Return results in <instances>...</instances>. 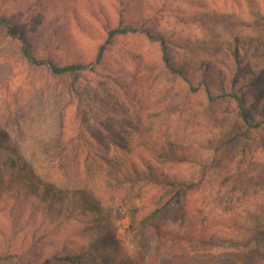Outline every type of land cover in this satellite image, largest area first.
Here are the masks:
<instances>
[{"label":"rangeland","instance_id":"374dc122","mask_svg":"<svg viewBox=\"0 0 264 264\" xmlns=\"http://www.w3.org/2000/svg\"><path fill=\"white\" fill-rule=\"evenodd\" d=\"M125 7L117 0H0V171L9 175L11 161L25 160L39 193L26 195L18 178L0 196V264H55L47 261L90 243L98 248L89 264H222L245 242L254 245L251 235L264 225V134L244 131L234 103L211 106L202 91L189 90L196 81L176 77L160 62L162 51L178 63L203 59L201 70L209 61L217 91L222 81L229 87L233 75L249 74L243 54L262 74L264 52L254 55L260 41L252 24L264 22V0H130ZM213 13L249 27L219 24L210 20ZM122 15L138 33L113 38L100 54ZM20 39L36 61L86 66L78 94L71 77L30 63ZM60 118L62 155L55 143ZM88 128L108 141L98 156L111 157L109 166H84L77 133ZM169 143L186 159L163 168L201 190L183 211H164L156 226L132 233L128 203L108 186V175L131 162L141 166L140 158L152 161L149 153ZM47 187L54 196L41 201ZM81 191L95 197L100 212L66 219L68 207L83 203Z\"/></svg>","mask_w":264,"mask_h":264},{"label":"trees","instance_id":"16d2710c","mask_svg":"<svg viewBox=\"0 0 264 264\" xmlns=\"http://www.w3.org/2000/svg\"><path fill=\"white\" fill-rule=\"evenodd\" d=\"M130 0H117L122 10L127 7L125 5ZM134 6V4H133ZM121 12V11H120ZM123 12V11H122ZM210 20L223 25H229L231 27L238 26L249 27V25L244 22L234 20L231 18L230 14L213 13L208 15ZM122 21L116 27H110L107 32V41H104V46L100 47V54L105 51V48L113 43L112 40L118 36H124L127 34L138 33L139 27L132 23V21H125L122 15ZM0 25L4 26L2 20H0ZM253 34L257 38L259 45L255 49L254 55H260L259 53L264 52V22L259 21L252 24ZM164 39L163 37H160ZM22 44L23 56L32 64H38L46 67L47 71L54 76H69L72 79L71 86L73 91L78 94L76 87V82L80 74L86 69V66L81 63H70L65 65H59L51 60L46 61H36L29 53L26 42L24 39H20ZM162 46H165V41L160 42ZM236 47L232 48L231 52L234 57H237ZM163 56L160 62L162 63L164 69H166L171 74H174L178 78H191L192 81L196 83H188L189 90L193 93L203 92L205 99L211 106L217 105L220 102L228 101L236 105L237 118L241 127L244 131H256L264 134V69H262V74L260 72L253 71L250 62L246 55L243 54V66L250 67L247 72L248 75H244L240 79H236L233 75L229 83V87L225 86V81H222L221 86L219 85V90H216L219 81H216L215 69L209 65V61L205 64V68L199 67L200 63L205 60L201 59L200 63L195 65L193 63L188 64L186 62H175L170 59V57L164 51H162ZM92 68L89 71H93ZM245 70V69H244ZM252 70V71H251ZM195 73L199 74L200 77H195ZM193 84H196L195 87ZM240 84V85H238ZM251 97V103H249V98ZM259 106H263L259 109ZM83 124V123H82ZM81 124V125H82ZM60 133L56 139V151L58 155H62L65 152V141L63 139V118H60ZM108 128V127H107ZM109 130V128H108ZM107 130V131H108ZM106 131V132H107ZM94 136L90 133V129L85 131L80 130L77 133V140L81 148L84 149L83 153V164L88 169L92 165H97L99 167L109 166L112 158L110 157H99L98 151L107 150L109 145L108 141H100L95 136L92 139L88 137ZM94 140V141H93ZM112 144H118L113 141ZM122 146V145H120ZM2 149H6L4 145ZM149 156L152 161H146L140 158L141 166H137L134 163H128L122 168H117L113 170L112 173L108 175V186L112 187L113 190L119 191L120 199L128 203V208L126 210L128 219V230L130 232H141L150 227L156 226L159 223L161 214L164 211L178 209L183 211L184 207L187 206L190 196L194 192H199L201 187H198L195 183L187 182L185 179H178L174 175L167 172L163 166L165 164H177L185 161V153L176 149L172 144H168L158 150V153L151 151ZM186 157V156H185ZM61 158V157H59ZM19 159V158H17ZM64 159V158H63ZM101 161V164L98 162ZM16 161H11V168L14 170L9 175H5L3 171H0V196L7 194L9 190L13 189L15 186V181L18 179V187L24 189L26 195H34L37 197L39 195L35 185V180L38 178L32 175V177H27L29 171L32 173V165L27 163L25 160L23 163H18ZM24 184H27L24 186ZM47 195L54 196L50 192L49 187L43 191L42 196L39 198L43 201V198ZM83 203L75 204L66 210V219L76 220L77 215H81L86 212L87 215L94 213L95 211L100 212L99 205L96 203L95 197L89 192L81 191L79 196ZM142 201L147 202V209L140 206ZM53 205V204H51ZM53 207V206H51ZM50 207V209H52ZM196 217H201L202 211L198 208L190 209ZM60 215L56 214L52 216L54 221L59 220ZM205 218L201 224L205 223ZM109 230V229H108ZM107 230V231H108ZM250 238V237H249ZM251 238L255 241L254 245H248L246 242L238 249L235 253L231 255V258L224 261L222 264H257L256 261L264 260V225L257 229L255 235H251ZM99 242V240H98ZM262 246V249H261ZM98 248V243L88 244L83 248H79L77 251H69L60 257H52L48 260L49 263H67V264H89V256L93 252V249ZM171 263L176 264L175 259L171 260ZM120 264H133L131 261L120 262Z\"/></svg>","mask_w":264,"mask_h":264}]
</instances>
